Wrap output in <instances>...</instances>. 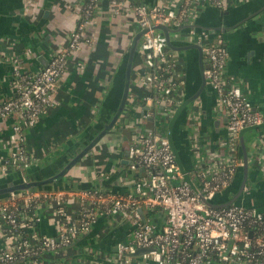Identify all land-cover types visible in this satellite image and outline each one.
<instances>
[{"label": "crops", "instance_id": "0c3cea01", "mask_svg": "<svg viewBox=\"0 0 264 264\" xmlns=\"http://www.w3.org/2000/svg\"><path fill=\"white\" fill-rule=\"evenodd\" d=\"M180 1L129 0L131 8L117 13L110 0H100L86 25L80 50L67 57L65 71L53 90L54 105L35 126L23 130L21 141L29 155L24 168H12L0 176V181H10L19 174L46 177L62 169L76 150L84 148L97 130L110 122L121 104L125 63L140 30L134 6L158 2L176 8ZM83 4V0H35L29 8L25 0H0V102L18 92L14 63L19 61L22 73L40 71L42 61H49L53 52L67 44L77 27ZM182 25L181 32L170 33L173 45L181 50L167 46L177 60L173 73L182 83L178 92L181 102L176 111L187 98L196 96V99L176 120L173 138L183 165L198 182L197 173L201 169L224 164L232 150L221 144L228 136L227 115L211 84L208 80L203 82L201 64L207 65L208 61L204 53L201 57L196 48L200 45L198 37L191 35V31L197 34L207 31L211 38L222 36L228 49L227 77L244 90L254 108L264 111V0H225L223 7L202 0L195 4L189 20L177 23L176 28ZM192 25L195 28H190ZM144 57L141 44L133 63L128 100L115 127L62 179L45 189L96 188L123 193L133 188L143 173L131 167L133 125L139 122L144 129L156 127L155 118L146 117L142 105V98L149 92L142 81ZM173 115L164 123L166 131ZM18 122L16 114L0 120V158L8 157L16 149L18 135L14 126ZM243 140L249 179L237 201L264 212V128L247 129ZM243 146L240 135L236 154L241 158ZM242 177L241 166L232 185L216 196V202L231 198ZM41 211L42 220L27 233L56 235L59 230L56 216L50 209ZM144 212L158 229L165 224L164 211ZM133 233L134 226L126 218L100 214L88 232L80 234L55 258H63L67 264H115L117 243L131 240ZM0 246H7L3 236ZM131 264L155 263L134 256Z\"/></svg>", "mask_w": 264, "mask_h": 264}, {"label": "built area", "instance_id": "2783aa9c", "mask_svg": "<svg viewBox=\"0 0 264 264\" xmlns=\"http://www.w3.org/2000/svg\"><path fill=\"white\" fill-rule=\"evenodd\" d=\"M34 1L25 0L26 6L32 7ZM99 1L83 0L76 29L64 48L51 54L44 70L22 73L19 61L14 63L18 92L0 102V120L17 115V147L8 157L0 158V176L12 168L19 170L28 160L21 141L23 130L35 126L54 105V87L65 71L67 57L80 50L86 25ZM201 1L181 0L176 8L158 2L134 6L140 29H148L142 43V81L149 92L142 105L145 116L155 118L156 127L144 129L139 122L133 125L131 167L143 171L133 188L123 193L96 188L27 189L0 198V236L7 243L0 246V264H67L55 256L88 232L100 214L122 216L134 226L132 239L117 243L115 264H131L134 256L155 264H264V212L238 201L225 207L207 205L185 180L166 135L164 123L181 102L178 92L182 83L173 73L175 54L167 47L163 33L153 26L188 21L195 4ZM110 2L117 13L132 6L129 0ZM207 2L217 7L225 4V0ZM191 33L198 37L207 57L205 77L227 115L228 136L221 144L232 150L224 164L197 173L196 185L206 200H212L232 185L244 164L236 154L240 135L246 128L264 124V111L255 109L244 90L227 77L228 49L222 36L211 38L207 31ZM173 179L180 183L173 184ZM44 208L56 216L57 234H28L27 230L42 220ZM146 209L165 212L166 222L160 229L146 216ZM138 249L151 251L135 255Z\"/></svg>", "mask_w": 264, "mask_h": 264}, {"label": "water", "instance_id": "95a60500", "mask_svg": "<svg viewBox=\"0 0 264 264\" xmlns=\"http://www.w3.org/2000/svg\"><path fill=\"white\" fill-rule=\"evenodd\" d=\"M183 27H184L183 25L179 26L177 28H176V25H171V26L154 25L153 29H156V30L163 33V35L166 37L167 46L171 47L174 50H181L180 47L173 45V42L171 41V38H170V33H175V32L179 33V32H181ZM190 28H195V26L192 25V26H190ZM147 30L148 29H140L132 41V45L130 47L129 54H128V57H127V60L125 63V69H124V81L125 82H124L123 95L121 98V104H120L119 108L117 109L114 117L110 120V122H107L106 124H104L102 129L97 130L98 131L97 135L88 144H86L84 146V148H82V149L78 148L79 150H76L75 154L73 156L69 157V159L66 161L67 164L62 169H60L58 172L52 171L50 175L43 177V178H36V176L29 178V177H25L23 174H19L18 175L19 180H16L13 183L0 184V198L6 197V196L10 195L11 193H17V192L27 190V189H30V190L45 189V186L53 185V183L62 179L70 171V169L75 164H77L83 157H85L88 153H90V151L98 143V141L108 131H110L113 127H115L117 121L119 120L120 115L124 111V108H125L127 100H128L133 63H134L137 51H138L139 47L141 46V44L143 43V37H144L145 32H147ZM196 48H198V50L200 51L201 57H202L203 56L202 46L197 45ZM48 62H49L48 60L42 61V67L43 68L41 70H44L47 67ZM208 67H209V64H207V65L201 64V71H202L201 73H202V78H203L204 83L207 80L205 77V69H207ZM195 99H196V96L191 97V98H187L181 104V106L178 108V110L174 113L172 120L169 123L168 130L166 131V135H167V137H168V139L172 145V148L175 152L177 162L179 163V165H180V167L184 173L185 180H187L192 185V187L195 189L196 193L198 195H200L201 199L207 205H209L211 207H225V206H228L231 203L237 201L242 196L243 192L245 191L247 181L249 179L248 154H247V149H246V146H245V143L243 140V133L247 129L264 128V124L246 128L241 133V141H242V145H244L243 146V153H242V158H243V162H244V164L242 166L243 177H242L241 183H240L236 193L234 192V195L231 198L227 199L226 202H223V203H217L216 199H215L216 197L213 198L212 200H206L204 198V196L202 195V193L200 192L198 186L196 185V182L191 178V176L189 175V172L186 170L185 166L183 165V163L181 161L180 150H179L178 146L176 145L175 140L173 138V126H174L176 120L179 118L181 112H183V110L186 108V106L188 104H190L191 102H193ZM255 109H257V108H255ZM127 117H129V114H127ZM127 121H129V120L127 119ZM148 251H151V249H138L137 252L135 253V255H141V254L146 253Z\"/></svg>", "mask_w": 264, "mask_h": 264}, {"label": "trees", "instance_id": "16d2710c", "mask_svg": "<svg viewBox=\"0 0 264 264\" xmlns=\"http://www.w3.org/2000/svg\"><path fill=\"white\" fill-rule=\"evenodd\" d=\"M26 155H27V157L29 156V155H28V152H26ZM28 158H29V157H28ZM25 164H26V162L21 163V165H20L21 167H20L19 169L24 168ZM27 177L31 178V177H33V175H32V174H29ZM16 180H19V178H13L12 180L7 181V182H2V181H0V184H3V183H13V182H15ZM45 187H46V186H45Z\"/></svg>", "mask_w": 264, "mask_h": 264}, {"label": "rangeland", "instance_id": "374dc122", "mask_svg": "<svg viewBox=\"0 0 264 264\" xmlns=\"http://www.w3.org/2000/svg\"><path fill=\"white\" fill-rule=\"evenodd\" d=\"M189 112H190V110H189ZM172 182H173V184H179L180 180L179 179H173ZM73 247H75V246H73ZM59 255L61 256L62 252H59Z\"/></svg>", "mask_w": 264, "mask_h": 264}]
</instances>
